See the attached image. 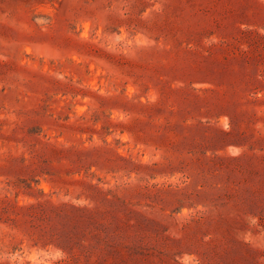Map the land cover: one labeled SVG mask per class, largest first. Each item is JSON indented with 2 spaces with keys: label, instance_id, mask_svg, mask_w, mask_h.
Here are the masks:
<instances>
[{
  "label": "rangeland",
  "instance_id": "1",
  "mask_svg": "<svg viewBox=\"0 0 264 264\" xmlns=\"http://www.w3.org/2000/svg\"><path fill=\"white\" fill-rule=\"evenodd\" d=\"M0 264H264V0H0Z\"/></svg>",
  "mask_w": 264,
  "mask_h": 264
}]
</instances>
